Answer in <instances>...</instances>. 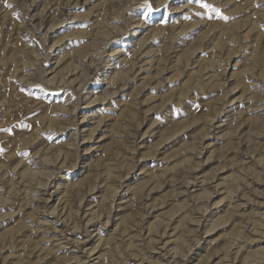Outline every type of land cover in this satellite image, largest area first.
Returning <instances> with one entry per match:
<instances>
[{
	"label": "rangeland",
	"instance_id": "374dc122",
	"mask_svg": "<svg viewBox=\"0 0 264 264\" xmlns=\"http://www.w3.org/2000/svg\"><path fill=\"white\" fill-rule=\"evenodd\" d=\"M203 3L0 0V264H264V0Z\"/></svg>",
	"mask_w": 264,
	"mask_h": 264
},
{
	"label": "snow or ice",
	"instance_id": "6c2138e0",
	"mask_svg": "<svg viewBox=\"0 0 264 264\" xmlns=\"http://www.w3.org/2000/svg\"><path fill=\"white\" fill-rule=\"evenodd\" d=\"M196 3H199V6L203 9H206L208 11L211 12H215L217 15H219V11L215 8H213L211 5L203 3V0H195ZM146 9V13L147 14H151L153 12V8L150 4L145 3V5L143 6ZM223 18V17H221Z\"/></svg>",
	"mask_w": 264,
	"mask_h": 264
},
{
	"label": "bare ground",
	"instance_id": "6f19581e",
	"mask_svg": "<svg viewBox=\"0 0 264 264\" xmlns=\"http://www.w3.org/2000/svg\"><path fill=\"white\" fill-rule=\"evenodd\" d=\"M67 8H68V6H67ZM29 21H30V20H29ZM105 27H106V26H105ZM220 85H221V84H220ZM76 106H77V105H76ZM198 154H199V153H198ZM41 162H42V161H41ZM49 162H50V161H49ZM58 163H59V162H58ZM51 165H52V164H51ZM231 167H232V166H231ZM58 169H59V168H58ZM20 176H21V175H20ZM26 179H27V178H26ZM44 181H45V180H44ZM42 186H43V185H42ZM44 186H45V185H44ZM188 186H189V185H188ZM38 188H39V187H38ZM43 188H44V187H43ZM192 188H193V187H192ZM24 189H25V188H24ZM28 190H29V189H28ZM225 193H226V192H225ZM28 200H29V199H28ZM31 200H32V199H31ZM235 210H236V209H235ZM236 212H237V211H236ZM233 214H234V213H233ZM255 225H256V224H255ZM83 228H84V227H83ZM258 229H259V228H258ZM255 231H256V230H255ZM258 231H259V230H258ZM258 231H256V232L258 233ZM85 232H86V231H85ZM256 232H255V233H256ZM259 233H260V231H259ZM259 233H258V234H259ZM261 233H262V232H261ZM258 234H257V235H258ZM234 235H235V234H234ZM237 235H238V234H237ZM260 235H262V234H260ZM235 238H237V237H235ZM259 238H260V236H259ZM238 239H239V238H238ZM232 240H233V239H232ZM232 240H231V241H232ZM234 240H235V239H234ZM256 240H257V239H256ZM231 241H230V242H231ZM246 241H247V240H246ZM233 242H234V241H233ZM236 242H237V241H236ZM236 242H235V243H236ZM249 242H250V241H249ZM253 242H255V240H254ZM253 242H252V243H253ZM247 244H248V241H247ZM242 245H243V244H242ZM244 246H246V245H244ZM236 247H237V246H236ZM241 247H242V246H241ZM262 248H263V247H261V248H256V250H255V249H254V250H255V252H257V253H260V252H261V256H262V255H264V254H262V252L264 251V250H262ZM241 249H242V248H241ZM244 250H246V248H244ZM254 250H253V253H255ZM247 251H248V250H247ZM249 251H250V250H249ZM263 253H264V252H263ZM230 254H231V253H230ZM255 254H256V253H255ZM256 255H257V254H256ZM258 255H259V254H258ZM258 255H257V256H258ZM96 259H97V258H96ZM263 260H264V259H263ZM259 261H260V259H259ZM261 263H262V262H261ZM259 264H260V263H259Z\"/></svg>",
	"mask_w": 264,
	"mask_h": 264
}]
</instances>
